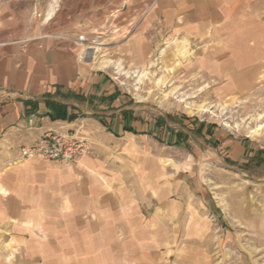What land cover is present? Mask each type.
<instances>
[{
	"label": "crops",
	"instance_id": "obj_1",
	"mask_svg": "<svg viewBox=\"0 0 264 264\" xmlns=\"http://www.w3.org/2000/svg\"><path fill=\"white\" fill-rule=\"evenodd\" d=\"M77 36L95 44L76 43ZM0 43V213L11 223L49 228L37 244L88 261L92 229L101 233L109 221L107 204L100 205L110 183L94 157L60 164L22 159L19 150L49 131L78 126V100L119 103L116 84L152 51L162 52V69L212 85L220 107L228 103L250 119L200 128L229 164H253L254 179L264 180V0H0ZM113 69L122 73L117 82ZM48 104L64 106L74 119L54 120ZM184 108L214 114L204 105ZM132 110L118 109L103 126L135 134Z\"/></svg>",
	"mask_w": 264,
	"mask_h": 264
},
{
	"label": "rangeland",
	"instance_id": "obj_2",
	"mask_svg": "<svg viewBox=\"0 0 264 264\" xmlns=\"http://www.w3.org/2000/svg\"><path fill=\"white\" fill-rule=\"evenodd\" d=\"M161 54L146 53L135 74L121 77L119 103L78 100L84 108L78 126L57 130L85 137L88 156L102 162V176L109 178V187L102 182L108 202L100 206L107 204L110 217L101 233L92 229L90 259H70L68 250L37 244L36 236L49 228L11 223L0 213V264H264V180L254 179L253 164H229L200 128L250 119L234 115L228 103L220 107L212 85L162 69ZM111 74L114 82L122 76L115 69ZM187 103L214 114L186 110ZM120 108L133 109L135 134L103 126ZM101 236L108 242L99 243Z\"/></svg>",
	"mask_w": 264,
	"mask_h": 264
},
{
	"label": "built area",
	"instance_id": "obj_3",
	"mask_svg": "<svg viewBox=\"0 0 264 264\" xmlns=\"http://www.w3.org/2000/svg\"><path fill=\"white\" fill-rule=\"evenodd\" d=\"M72 40L87 46L95 44L94 40L89 41L85 36H77ZM4 45V43H0V47ZM89 145L85 137L49 131L36 142L23 147L20 157L22 159L38 157L60 164H74L89 155L91 152Z\"/></svg>",
	"mask_w": 264,
	"mask_h": 264
},
{
	"label": "trees",
	"instance_id": "obj_4",
	"mask_svg": "<svg viewBox=\"0 0 264 264\" xmlns=\"http://www.w3.org/2000/svg\"><path fill=\"white\" fill-rule=\"evenodd\" d=\"M50 105L51 110L54 112V120H61V121H71L74 118L72 116H67L66 108L64 106L56 105V104H48Z\"/></svg>",
	"mask_w": 264,
	"mask_h": 264
},
{
	"label": "bare ground",
	"instance_id": "obj_5",
	"mask_svg": "<svg viewBox=\"0 0 264 264\" xmlns=\"http://www.w3.org/2000/svg\"><path fill=\"white\" fill-rule=\"evenodd\" d=\"M202 110H203V108L201 107V108H199V111H201V113H202Z\"/></svg>",
	"mask_w": 264,
	"mask_h": 264
}]
</instances>
